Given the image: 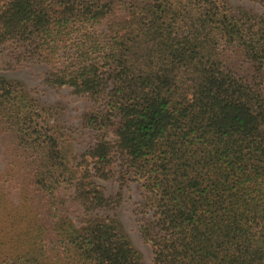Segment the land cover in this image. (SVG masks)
I'll use <instances>...</instances> for the list:
<instances>
[{"label":"trees","instance_id":"1","mask_svg":"<svg viewBox=\"0 0 264 264\" xmlns=\"http://www.w3.org/2000/svg\"><path fill=\"white\" fill-rule=\"evenodd\" d=\"M5 45L91 102L95 141L74 163L61 104L0 76V264H142L100 214L130 181L153 264H264V15L227 0H0Z\"/></svg>","mask_w":264,"mask_h":264},{"label":"rangeland","instance_id":"2","mask_svg":"<svg viewBox=\"0 0 264 264\" xmlns=\"http://www.w3.org/2000/svg\"><path fill=\"white\" fill-rule=\"evenodd\" d=\"M233 7H242L258 14L264 15V4L256 0H227ZM10 49L7 46L0 47V76L8 79H17L24 83L30 94L40 103L49 105L60 103L62 113H60L64 133L69 138L74 163H78L80 156L83 155L95 141V133L82 126V115L91 106V102L86 97H81L72 92L70 88H49L43 83L47 67L41 64H27L14 66L10 59ZM60 112V111H59ZM113 139V138H110ZM118 162V161H116ZM114 170H118V164L113 165ZM7 176L0 178V192L9 193L10 185L7 183ZM107 196H114L118 191L116 180L103 181L95 179ZM13 187V185H12ZM70 195V193H69ZM142 203L139 185L136 181L126 184L122 193L121 203L100 214L115 219L127 235L132 247L142 256V264H153L152 249L149 244L143 241L140 228L139 209ZM69 218L75 224H79L84 219L83 214L77 208H71Z\"/></svg>","mask_w":264,"mask_h":264}]
</instances>
